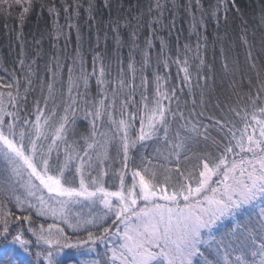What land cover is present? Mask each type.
Returning <instances> with one entry per match:
<instances>
[{
	"label": "snow or ice",
	"instance_id": "1",
	"mask_svg": "<svg viewBox=\"0 0 264 264\" xmlns=\"http://www.w3.org/2000/svg\"><path fill=\"white\" fill-rule=\"evenodd\" d=\"M32 3L0 0L8 10L21 8V22ZM221 6L225 17L229 11L219 0L211 13L217 23ZM154 7L162 16L165 5ZM116 39L119 44V35ZM131 39L134 43L135 32ZM147 44L150 48L151 40ZM148 55L145 51V64ZM77 56L78 74L76 60L71 65L57 60L48 69L31 110V67L23 96L19 79L15 94L12 84L6 93L0 91V160L5 163L0 172V264H67L68 249L84 257L75 264H264V77L257 73L259 87L248 96L250 109L229 108L213 121L217 137H211L207 125L201 131L199 122L185 118L176 90H162L160 76L152 95L145 78L141 101L135 100L131 56V81L124 78L122 59L118 80H110L100 53L93 57L91 73L79 49ZM175 62L184 65L179 72L191 94L188 58ZM65 66L66 87L61 79L57 89V71ZM92 77L99 91L98 98L89 99ZM178 120L184 123L173 133ZM84 122L88 131L80 136ZM150 142L168 149L154 157L163 163L154 164L143 154L136 160L135 153ZM34 218L45 222L37 225ZM33 248L38 249L34 259H26Z\"/></svg>",
	"mask_w": 264,
	"mask_h": 264
},
{
	"label": "trees",
	"instance_id": "2",
	"mask_svg": "<svg viewBox=\"0 0 264 264\" xmlns=\"http://www.w3.org/2000/svg\"><path fill=\"white\" fill-rule=\"evenodd\" d=\"M156 3L165 5L162 16L161 10L154 7ZM218 3L219 0H199L198 6L197 0H33L23 22L19 6L14 5L8 10L0 5V83L5 86L12 84L15 94V80L19 79L23 96L27 83L25 76L31 67L32 88L27 97L31 110L40 96L41 79L50 75L48 69L55 68L57 60L61 65H71L76 60L78 74L79 49L85 68L91 73L93 57L100 53L110 71L106 79L118 80L122 59L124 78L131 81L132 73L128 71L131 56L135 60V100L138 103L141 101L140 93L144 91L140 87L142 81L146 78L148 93L152 95L156 89V77L160 76L162 90L163 86L176 90L185 118L193 123L199 122L201 131L207 125L209 135L217 137L213 121L225 115L229 108L248 105L250 109L248 96H255L259 87L257 73L264 77V0H235L234 4L233 0H225L229 11L225 17L224 8L220 7L217 13L219 23L211 15ZM50 8L54 11L50 12ZM156 20L160 22L155 23ZM70 23L73 25L71 28L68 27ZM133 32L136 33L134 43L131 39ZM148 40H151L150 48ZM197 45L200 46L199 54ZM145 51L149 53L147 64L144 62ZM177 57L180 61L188 58L191 94L189 86L183 85L184 73L179 72V68L184 65L175 62ZM21 59L24 60L23 67ZM166 62L168 67H165ZM67 78L65 66L57 71V89L61 87V79L66 87ZM98 91L96 78L92 77L88 98L97 97ZM128 92L131 94L130 86ZM260 103L264 105V94ZM172 107L175 109L176 105ZM183 123L178 120L173 125V133ZM240 126L243 127L242 124ZM87 131L88 123H81L78 135H86ZM180 134L184 135V132ZM158 150L165 155L168 151L162 142H150L140 153H135L136 160L139 161L143 154L154 164H161L162 157L154 158L158 156ZM62 155L63 146L61 159ZM55 156L53 152V158ZM10 207L20 214L14 205ZM22 227L27 229L28 225L25 223ZM36 251L38 249L33 248V255L27 258L33 260ZM71 251L76 254L75 249H68V253ZM66 258L69 264H75L79 259L78 255L75 260Z\"/></svg>",
	"mask_w": 264,
	"mask_h": 264
},
{
	"label": "rangeland",
	"instance_id": "3",
	"mask_svg": "<svg viewBox=\"0 0 264 264\" xmlns=\"http://www.w3.org/2000/svg\"><path fill=\"white\" fill-rule=\"evenodd\" d=\"M0 91H3V92L6 93V92L8 91V89H6V86H5L4 84H1V83H0ZM49 142H50V141H49ZM112 153L115 154V151L113 150ZM159 153H163V152H159ZM159 153H158V155H159ZM62 159H63V155H62ZM117 166H119V165H117ZM4 168H5V163H4L2 160H0V172H3ZM128 182L131 183V180L129 179ZM117 183H118V180H117ZM84 211L87 212V211H88L87 208H85ZM37 221H38V222H37L36 224L38 225L39 223L45 222V218H38ZM47 222H48V223H51V222H53V221H52L51 219H48ZM26 225H28V224L26 223ZM33 238H34V237H33ZM97 250L100 251V252H103V251H104L103 247H102V246H99V245L97 246ZM75 251H76V254H75V252H72V251H71V254H70V253H68V250H65L64 257H65V258H66V257H71L72 260H75V259H74L75 256L78 255V257H79L78 260L84 258V257L80 256V254H79V252H78L77 250H75ZM26 259H28V258L26 257ZM67 264H69V263H67Z\"/></svg>",
	"mask_w": 264,
	"mask_h": 264
}]
</instances>
